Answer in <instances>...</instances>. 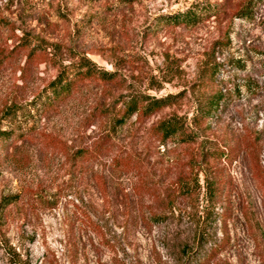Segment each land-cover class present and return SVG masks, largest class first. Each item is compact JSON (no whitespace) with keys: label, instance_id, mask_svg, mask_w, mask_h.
<instances>
[{"label":"rangeland","instance_id":"rangeland-1","mask_svg":"<svg viewBox=\"0 0 264 264\" xmlns=\"http://www.w3.org/2000/svg\"><path fill=\"white\" fill-rule=\"evenodd\" d=\"M239 1L0 0V129L18 137L0 140V264H264V0L247 18ZM82 56L112 80L49 107ZM137 95L169 102L119 124ZM167 117L184 135L152 132Z\"/></svg>","mask_w":264,"mask_h":264},{"label":"trees","instance_id":"trees-1","mask_svg":"<svg viewBox=\"0 0 264 264\" xmlns=\"http://www.w3.org/2000/svg\"><path fill=\"white\" fill-rule=\"evenodd\" d=\"M259 0H242L235 4L233 12L235 17H251L254 14V8ZM224 4L216 1L214 4H210L207 7H203L200 3H195L191 7L184 10L175 12V14L166 17L167 21H170L173 25H196L205 15H216L224 11ZM165 19V18H164ZM5 21V22H4ZM7 23L4 18H0V24ZM27 60L25 67H22L24 71L26 66L30 62H34L36 59L33 56V51L27 54ZM3 58L0 56V63ZM219 65L207 64L203 68L204 78L214 80L219 72ZM70 70L67 67H62L57 73V76L49 84V95L47 96V105L49 107L56 108L59 103L68 99L77 90L78 84L88 79H101L110 81L112 80L111 73L97 68V66L86 56H82L75 68L71 69V76H68ZM225 98V93L218 89L214 94H210L200 103V112L203 116L215 115L221 102ZM169 102L168 96L150 98L145 96L132 97L129 101L125 102L124 111H122L117 122L123 124L126 118L132 114H139L141 116H150L159 108L165 106ZM184 123L180 118L167 117L161 119L153 128L152 132L159 136L162 141L172 138L178 134L184 135ZM189 135L183 136L188 138ZM14 139V142L18 141L16 132L13 129H0V140L10 141ZM223 152V151H222ZM88 152L85 149H78L76 154L79 156L86 155Z\"/></svg>","mask_w":264,"mask_h":264}]
</instances>
